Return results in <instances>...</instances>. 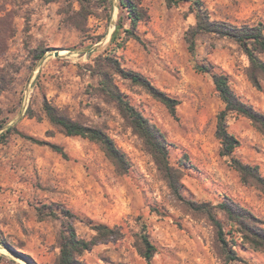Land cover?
Here are the masks:
<instances>
[{
    "label": "rangeland",
    "instance_id": "374dc122",
    "mask_svg": "<svg viewBox=\"0 0 264 264\" xmlns=\"http://www.w3.org/2000/svg\"><path fill=\"white\" fill-rule=\"evenodd\" d=\"M134 1L142 19L135 36L118 45L111 36L120 18L130 27L120 0H0V133L10 127L0 141V264H54L66 223L86 239L98 223L120 231L83 252L82 264H148L140 253L143 228L156 247L151 264H264V251L236 234L237 258H226L206 216L172 195L141 138L103 93L94 68L111 58L179 100L172 115L112 73L125 98L165 133L184 201L217 205L228 197L263 227L264 190L242 182L219 154L216 124L224 103L211 74L195 66L226 73L234 93L263 114L264 77L231 37L202 33L194 53L188 51L185 34L195 23L189 2ZM201 2L213 20L264 24V0ZM258 57L264 62V52ZM44 100L83 125L102 128L127 156L129 170L117 172L97 143L52 125ZM226 125L238 140L234 156L264 176V134L236 114ZM218 216L230 245V225Z\"/></svg>",
    "mask_w": 264,
    "mask_h": 264
},
{
    "label": "trees",
    "instance_id": "16d2710c",
    "mask_svg": "<svg viewBox=\"0 0 264 264\" xmlns=\"http://www.w3.org/2000/svg\"><path fill=\"white\" fill-rule=\"evenodd\" d=\"M166 2L168 5L189 2L194 8L195 23L185 34L187 48L190 53H194L196 38L202 33L231 37L243 48L252 67L261 72L264 77V62L258 57L259 53L264 52V24H235L222 20H213L203 7L201 0H166ZM120 5L128 11L130 27L124 28V22L120 18L111 36L112 41L120 39V41H117L118 45H121L127 37L135 36L133 30H135L137 23L142 19L138 5L134 0H120ZM195 68L200 72L211 74L214 88L224 103L223 109L217 116L216 124V137L220 143L219 154L228 158L229 166L239 174L242 182L253 184L264 190V176L259 172V167L245 163L234 156L238 140L233 134L228 132L226 125L227 116L236 114L248 118L264 134V114L245 103L234 93L229 85V77L226 73L216 71L210 65L197 64ZM94 72L99 77V84L103 93L116 102L122 116L129 122L132 130L141 138L144 149L151 155L172 195L176 199L183 201L192 210L204 214L211 223L217 240L224 247L226 258L229 260L237 258L232 244L235 234L239 235L243 243L254 249L264 251V227L247 208L233 199L226 197L225 200L217 205L183 200L181 195V171L170 162V142L165 133L125 98V95L114 85L112 73H118L133 84L140 86L151 97L160 101L172 115H175L179 100L160 90L143 74L116 67L111 58L108 57H105L103 62L96 64ZM252 81L254 85H258L256 78H252ZM43 110L50 123L59 128L64 134L81 136L97 143L117 172L125 173L129 170L130 162L127 156L102 128L83 125L65 115L58 107L46 100L43 101ZM0 128H2V124H0ZM9 130L10 127H7L0 133V141H5ZM50 146L65 155L58 146L54 144ZM218 213H222L230 225V234L232 233L230 245L227 238L229 232L226 231L224 220L218 216ZM91 228L94 234L91 238L86 239L77 235L71 223L64 224L60 234V251L54 264H82L79 256L83 252L100 242L120 235L119 229L102 223L94 224ZM155 252L156 247L151 242L145 228H143V232L140 234V253L148 264H151V259Z\"/></svg>",
    "mask_w": 264,
    "mask_h": 264
},
{
    "label": "water",
    "instance_id": "95a60500",
    "mask_svg": "<svg viewBox=\"0 0 264 264\" xmlns=\"http://www.w3.org/2000/svg\"><path fill=\"white\" fill-rule=\"evenodd\" d=\"M55 55H58V52H55Z\"/></svg>",
    "mask_w": 264,
    "mask_h": 264
}]
</instances>
